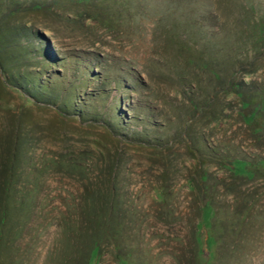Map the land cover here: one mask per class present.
<instances>
[{
	"label": "rangeland",
	"instance_id": "rangeland-1",
	"mask_svg": "<svg viewBox=\"0 0 264 264\" xmlns=\"http://www.w3.org/2000/svg\"><path fill=\"white\" fill-rule=\"evenodd\" d=\"M260 24L264 0H0V264H264Z\"/></svg>",
	"mask_w": 264,
	"mask_h": 264
},
{
	"label": "trees",
	"instance_id": "trees-1",
	"mask_svg": "<svg viewBox=\"0 0 264 264\" xmlns=\"http://www.w3.org/2000/svg\"><path fill=\"white\" fill-rule=\"evenodd\" d=\"M258 34L261 36L260 39L264 40V25L260 24L258 25ZM250 103L245 104V107H248ZM257 109L254 111V113L251 115L252 120H254L257 112L261 109V107H256ZM247 166H249V163L243 160H236L233 163V169L238 173H244L247 176ZM7 174L6 169H0V175ZM206 209H209V206H205ZM205 207L201 209L203 212L205 211ZM207 213V211H206ZM209 214H206L208 216ZM207 217L202 219V222H205ZM110 221L108 219H104L103 217H97L94 220L91 221V244L92 247V255L91 260L94 257L95 253L99 250V246L106 240V238H110L111 236L116 235V229H112L109 227ZM5 225V216L3 214L0 215V245L2 241L3 236V226ZM91 264V263H90Z\"/></svg>",
	"mask_w": 264,
	"mask_h": 264
}]
</instances>
